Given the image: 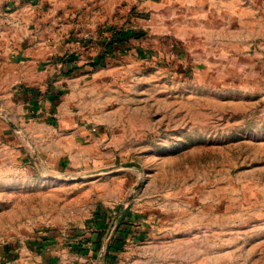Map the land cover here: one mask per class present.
Wrapping results in <instances>:
<instances>
[{
	"label": "rangeland",
	"instance_id": "374dc122",
	"mask_svg": "<svg viewBox=\"0 0 264 264\" xmlns=\"http://www.w3.org/2000/svg\"><path fill=\"white\" fill-rule=\"evenodd\" d=\"M195 20L65 95L62 163L0 114V264H264V24Z\"/></svg>",
	"mask_w": 264,
	"mask_h": 264
},
{
	"label": "crops",
	"instance_id": "0c3cea01",
	"mask_svg": "<svg viewBox=\"0 0 264 264\" xmlns=\"http://www.w3.org/2000/svg\"><path fill=\"white\" fill-rule=\"evenodd\" d=\"M212 16L228 26L239 18L244 34L250 19L262 32L264 0H0V114L35 119L31 138L62 163L82 134L70 99L92 71L184 38L185 26Z\"/></svg>",
	"mask_w": 264,
	"mask_h": 264
}]
</instances>
